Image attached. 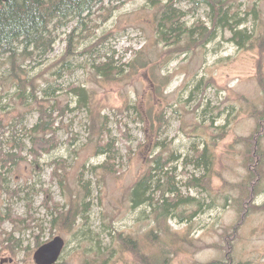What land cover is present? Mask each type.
Listing matches in <instances>:
<instances>
[{"label": "rangeland", "instance_id": "374dc122", "mask_svg": "<svg viewBox=\"0 0 264 264\" xmlns=\"http://www.w3.org/2000/svg\"><path fill=\"white\" fill-rule=\"evenodd\" d=\"M167 2L106 0L53 27L48 55L20 48L15 63L0 61V150L26 146V160L0 176V264H36L56 237L65 241L57 264H146L160 254L162 264H210L225 260L230 240L236 263L264 264V178L240 223L247 139L264 121V0H226L230 27L243 22L250 38L220 27L209 41L195 36L200 23L212 32V6L179 0L188 32L164 42L157 17ZM111 58L108 81L96 66ZM41 107L56 142L36 160ZM205 151L212 161L196 163ZM153 171V192L136 205L135 186ZM170 185L183 198L162 219ZM58 209L76 213L69 229L52 225Z\"/></svg>", "mask_w": 264, "mask_h": 264}, {"label": "trees", "instance_id": "16d2710c", "mask_svg": "<svg viewBox=\"0 0 264 264\" xmlns=\"http://www.w3.org/2000/svg\"><path fill=\"white\" fill-rule=\"evenodd\" d=\"M106 0H0V61L9 56L15 63L19 49L23 48L25 52L29 50H35L39 53V56H46L53 51L56 43V36L53 27H58L62 23L71 19H78L79 22L85 19V14H92L97 6ZM151 2L155 0H150ZM179 0H168L167 4L163 6V10L157 17V31L159 37L164 42H171L172 40H180L182 35H186L188 28L183 21L186 17L185 13L176 8V4ZM158 2V1H156ZM212 6L215 17L212 25V32L206 25H200L202 31L200 35H196L195 38L203 41H209L216 35L217 30L220 27H230L232 19H236L235 13L232 12L226 6V0H204ZM243 20V19H242ZM245 23V20H243ZM55 25V26H54ZM243 22L236 25V27H230L234 30V34L240 36L245 40L250 38L248 30H240V26ZM198 26V25H197ZM195 29H191V33H194ZM210 35V39L207 40V35ZM249 41L242 47H247ZM70 51V47L68 48ZM139 55L142 52H138ZM114 60L108 59L104 63L97 64V74L103 77L105 80L111 81L116 79L117 75L114 73L115 69ZM122 70V69H119ZM33 96H36L33 94ZM40 119L38 123L31 129V143L32 149L30 151L32 156H35L36 160L44 153L53 143L56 142V121L50 119L46 121L45 118L48 115V110L41 107L39 109ZM50 118V116H49ZM264 121L259 123L257 130L254 131L252 136L247 139L251 150L247 154V165L249 174L245 182L242 184V203L240 212V223L242 224L249 215L257 208L253 205L254 194L262 187V180L264 178L263 164L264 153L261 144V136L264 134ZM50 134H52L51 137ZM18 150L15 153H4L3 149L0 150V176L3 175L2 171H8L14 166L20 164L21 161L26 160L25 145L18 144ZM105 150V149H103ZM211 162L212 158L206 151L199 157V161L196 163ZM195 162V160H194ZM160 164V162H159ZM158 171V170H157ZM151 172L150 176H146L135 186L134 196L136 205H139L141 197H146L149 193L153 192V181L155 176ZM159 172V171H158ZM157 172V173H158ZM169 198L164 197V202L160 205L161 211L159 216L162 219L170 217L174 209L180 204L179 199L182 197V191L178 186H171L168 191ZM144 199V198H143ZM152 200V196L149 197ZM181 206V205H180ZM59 208V207H58ZM59 210V215L53 218L52 225L57 226L58 221L61 220L63 227L69 229L76 223V213L70 209L66 215L65 212ZM233 240L229 241L227 255L224 261H215L210 264H250L248 262L236 263L233 256L234 246ZM40 245V243H38ZM123 246L130 250L133 245L132 239L122 241ZM135 244V243H134ZM40 247V246H39ZM162 254L146 256V264H162ZM166 258V257H165Z\"/></svg>", "mask_w": 264, "mask_h": 264}, {"label": "water", "instance_id": "95a60500", "mask_svg": "<svg viewBox=\"0 0 264 264\" xmlns=\"http://www.w3.org/2000/svg\"><path fill=\"white\" fill-rule=\"evenodd\" d=\"M65 248V241L61 237H56L52 242H49L40 247L35 255L36 264H57L62 256Z\"/></svg>", "mask_w": 264, "mask_h": 264}]
</instances>
